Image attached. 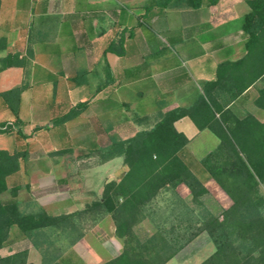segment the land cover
Returning a JSON list of instances; mask_svg holds the SVG:
<instances>
[{
    "label": "crops",
    "instance_id": "obj_1",
    "mask_svg": "<svg viewBox=\"0 0 264 264\" xmlns=\"http://www.w3.org/2000/svg\"><path fill=\"white\" fill-rule=\"evenodd\" d=\"M149 1L138 7L137 0H0V123L12 126L0 133V149L24 151L27 157L30 140L39 143L47 154L82 149L89 139L95 141L94 120L102 124L104 118L114 116L99 102L109 96L119 102L124 93L117 66L126 48L119 47L129 45L140 28L144 29L145 57H128L122 66L126 73L122 83L129 87L138 84L142 72L143 88L134 92L144 95L143 102H150L141 109L130 105L134 112H142L136 121L159 110L189 104L207 86L217 103L216 117L220 121L223 118L226 130L249 116L264 124V107L256 103L264 87V74H260L264 56H247L242 26L250 10L246 1L239 23L234 25L226 18L214 20L213 8L223 0L215 6H154L147 10ZM232 3L227 2L223 10L236 12ZM168 10L178 13L179 20L160 17ZM164 42L176 45L180 57L168 54ZM8 53H18L26 64L2 68ZM245 56L239 65L231 63ZM93 74L99 76L100 85L93 86ZM258 75L234 97L239 86L237 76ZM23 84V90H13ZM79 103L86 104L78 107ZM72 107L78 109L73 117L60 125L53 122ZM90 109L93 112L88 113ZM134 121L130 120L132 124ZM256 121L250 120L248 126L258 128ZM45 125L52 135L40 139ZM112 126L110 120L104 130ZM175 126L189 140L205 133L220 140L209 128L199 129L189 116L178 119ZM29 129L35 132L31 135ZM238 135L243 138L246 132ZM7 182L11 187L8 178Z\"/></svg>",
    "mask_w": 264,
    "mask_h": 264
},
{
    "label": "trees",
    "instance_id": "obj_2",
    "mask_svg": "<svg viewBox=\"0 0 264 264\" xmlns=\"http://www.w3.org/2000/svg\"><path fill=\"white\" fill-rule=\"evenodd\" d=\"M220 1L150 0L146 7L147 10L154 6L198 8L215 6ZM245 1L250 7L242 23L247 38V56L262 57L264 0ZM244 59L246 56L231 63L239 65ZM25 64V59L18 53H8L2 60V68ZM260 74H264V70ZM259 76H237L239 86L234 97L242 94ZM25 86L23 84L13 90L21 91ZM206 87L189 104L159 110L149 126L128 137L110 134L105 145L92 149L91 152L103 162L120 156L128 166L120 180L105 183L100 195L91 192L95 197L89 207L112 213L117 233L124 238L121 253L102 264H165L176 252L177 249L162 232L142 239L135 233L134 226L140 221L138 216L142 209L168 185L186 183L194 196L207 191L183 156L189 138L177 129L175 122L184 116L193 119L201 130L209 128L220 139L216 151L202 163L204 169L201 170L215 178L233 199L230 207L218 215H211L202 225L201 229L208 230L213 237L216 249L199 264H264V195L260 194V185L264 182V124L249 116L238 119L234 128L226 130L223 118L220 121L216 117L217 103ZM256 103L264 107V87L260 89ZM85 104L79 103L78 107ZM77 111L72 107L54 118L53 122L63 124ZM250 120L256 121L259 127L248 126ZM11 128L9 122L0 123V133ZM241 131L246 132L243 138L238 135ZM25 157L24 151L0 149V196L8 190L12 195L6 201L0 198V264H29L25 249L5 255L1 253L14 226L30 237L38 230L62 226L74 216V213H52L45 208L29 212L21 209L17 199L19 187H9L7 178L19 169L20 159Z\"/></svg>",
    "mask_w": 264,
    "mask_h": 264
},
{
    "label": "rangeland",
    "instance_id": "obj_3",
    "mask_svg": "<svg viewBox=\"0 0 264 264\" xmlns=\"http://www.w3.org/2000/svg\"><path fill=\"white\" fill-rule=\"evenodd\" d=\"M145 1L147 0H137L138 7ZM229 1L236 5V12L227 13L223 10ZM245 8L244 0H223L213 8V17L215 21H223L226 18L234 25L239 23ZM169 11L160 17H169L172 22L178 21L180 15L174 10ZM143 33V28L137 29L136 37L131 38L129 45L119 47L126 48V55L119 60L117 66L121 70L120 84L124 93L121 94L119 102L111 101L113 98L110 96L99 102V106L110 108L114 116L112 119L104 118L102 124L94 120L93 129L97 131L92 132V136L96 140L89 139L82 145V149H66L60 154H47L39 147V143L30 140L27 143L28 156L20 159L19 169L8 177L11 187H19L17 199L23 211L45 208L52 213H74V216L62 226L38 230L30 237L14 226L8 241L1 249L2 254L25 249L28 251L29 264H102L121 253L124 238L117 233L116 220L112 213L91 209L89 206L95 197L91 192L100 195L105 183L113 179L120 180L128 166L120 156L103 162L91 151L105 145L110 134L128 137L138 129L153 123L154 116L140 117V121H136V116L142 112H134L130 107L134 105L141 109L150 104L143 102V94L134 92L143 88L142 72L136 86L129 87L127 83H122L126 78V73L122 71L123 61L128 57H132V60L145 57ZM164 46L168 54L180 57L176 45L164 42ZM91 81L93 86L101 84L99 76L94 74ZM91 112L92 109L88 111ZM110 120L113 122L112 128L104 130ZM130 120H135V124ZM44 129L46 131H40V139L52 135L46 125ZM30 131L32 135L35 129ZM218 144L219 142L206 133L199 134L189 140L183 152L185 160L206 187V192L194 196L186 183L168 185L162 188L138 216L140 221L135 224L134 230L140 238L145 239L159 231L167 237L173 248L177 249L165 264H199L216 249L213 237L208 230H202L201 227L211 215H218L230 207L233 199L215 178L201 169L202 163L216 151ZM43 187L45 189L39 192ZM260 194L264 195V182L260 185ZM11 197L9 190L0 196L3 201ZM195 233L197 234L194 235Z\"/></svg>",
    "mask_w": 264,
    "mask_h": 264
}]
</instances>
